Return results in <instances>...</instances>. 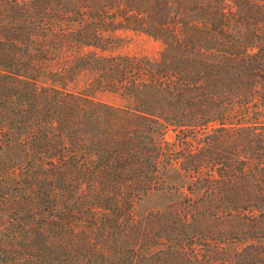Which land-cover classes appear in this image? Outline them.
I'll return each instance as SVG.
<instances>
[{
    "label": "trees",
    "instance_id": "obj_1",
    "mask_svg": "<svg viewBox=\"0 0 264 264\" xmlns=\"http://www.w3.org/2000/svg\"><path fill=\"white\" fill-rule=\"evenodd\" d=\"M129 32L159 59L115 54ZM13 134L0 264H264V0H0Z\"/></svg>",
    "mask_w": 264,
    "mask_h": 264
},
{
    "label": "rangeland",
    "instance_id": "obj_2",
    "mask_svg": "<svg viewBox=\"0 0 264 264\" xmlns=\"http://www.w3.org/2000/svg\"><path fill=\"white\" fill-rule=\"evenodd\" d=\"M126 41L123 46L119 48L115 54H123L129 56H136L140 58H147L152 61H157L160 57L163 45L143 34H135L129 32L125 34ZM92 79L91 74H83L77 83L71 86L74 91H85ZM93 97L100 102L114 105L124 106L126 101L118 94L112 92L99 91L93 94ZM252 120H250L251 122ZM174 135L169 133L167 140L172 141ZM2 146L0 147V196L3 198H11L16 196L21 190L17 188L18 182L21 180L23 169L27 162V157L22 153L20 143L22 137L13 134L9 144H6V137L0 139ZM1 145V144H0ZM23 180V179H22ZM23 187V183L20 181ZM161 199L153 198L144 207L155 208L161 206ZM144 210V209H143ZM9 214L0 212V229L9 220Z\"/></svg>",
    "mask_w": 264,
    "mask_h": 264
}]
</instances>
